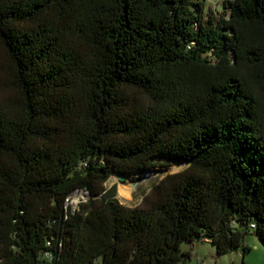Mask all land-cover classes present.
<instances>
[{
    "label": "trees",
    "instance_id": "16d2710c",
    "mask_svg": "<svg viewBox=\"0 0 264 264\" xmlns=\"http://www.w3.org/2000/svg\"><path fill=\"white\" fill-rule=\"evenodd\" d=\"M204 2L0 0V264L264 244V0ZM160 154L189 164L138 205L107 187Z\"/></svg>",
    "mask_w": 264,
    "mask_h": 264
},
{
    "label": "rangeland",
    "instance_id": "374dc122",
    "mask_svg": "<svg viewBox=\"0 0 264 264\" xmlns=\"http://www.w3.org/2000/svg\"><path fill=\"white\" fill-rule=\"evenodd\" d=\"M204 3L206 12L210 9L215 12L223 10L222 0H205ZM154 161L157 165L151 167L150 171L142 170L124 174L126 176L124 181L120 179V173L114 172L120 177L115 182H111L110 177L106 182L107 187L117 186L116 198L122 203L130 206L138 205L150 191L153 183L159 181L166 174L179 171L189 164L186 159L167 154L157 155ZM145 175L151 178L142 181L138 187L130 184V182L138 179L136 176ZM87 197L86 193L78 191L71 196L70 205L78 208L79 204ZM247 244L250 249L244 255L242 248L220 253L212 242L198 240L194 243L192 256L187 260H182L180 264H264V244L260 239L256 235L250 234L247 238ZM183 246L191 245L184 243Z\"/></svg>",
    "mask_w": 264,
    "mask_h": 264
},
{
    "label": "water",
    "instance_id": "95a60500",
    "mask_svg": "<svg viewBox=\"0 0 264 264\" xmlns=\"http://www.w3.org/2000/svg\"><path fill=\"white\" fill-rule=\"evenodd\" d=\"M142 170L150 171V168H146V169H142ZM120 179L124 181L126 179V176L124 174H121ZM146 179H148V177L146 175L141 176L140 178L136 179L135 181L130 182V184L134 187H138L142 183V181H144Z\"/></svg>",
    "mask_w": 264,
    "mask_h": 264
},
{
    "label": "bare ground",
    "instance_id": "6f19581e",
    "mask_svg": "<svg viewBox=\"0 0 264 264\" xmlns=\"http://www.w3.org/2000/svg\"><path fill=\"white\" fill-rule=\"evenodd\" d=\"M117 174V173H116ZM116 174H113L110 178V181L111 182H115L119 177L120 175H116ZM140 176H136V178H139ZM148 177V176H147ZM148 178H151V177H148ZM77 200V199H76Z\"/></svg>",
    "mask_w": 264,
    "mask_h": 264
},
{
    "label": "built area",
    "instance_id": "2783aa9c",
    "mask_svg": "<svg viewBox=\"0 0 264 264\" xmlns=\"http://www.w3.org/2000/svg\"><path fill=\"white\" fill-rule=\"evenodd\" d=\"M223 1H225V0H222V2ZM78 191H81V192H83V193H86L87 195H89V193L87 192V191H85V190H76L75 192H73L71 195H70V197L68 198V203L70 204V199H71V196L74 194V193H76V192H78ZM88 198V197H87ZM72 206V205H71ZM73 207V206H72ZM74 209H75V207H73ZM47 256H49V254H47Z\"/></svg>",
    "mask_w": 264,
    "mask_h": 264
},
{
    "label": "crops",
    "instance_id": "0c3cea01",
    "mask_svg": "<svg viewBox=\"0 0 264 264\" xmlns=\"http://www.w3.org/2000/svg\"><path fill=\"white\" fill-rule=\"evenodd\" d=\"M184 249L190 250L193 253V247H191V246H186V247H184Z\"/></svg>",
    "mask_w": 264,
    "mask_h": 264
}]
</instances>
